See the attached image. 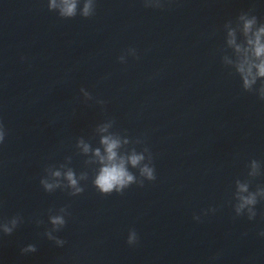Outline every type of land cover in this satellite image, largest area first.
Returning <instances> with one entry per match:
<instances>
[{"label":"clouds","instance_id":"9594fccd","mask_svg":"<svg viewBox=\"0 0 264 264\" xmlns=\"http://www.w3.org/2000/svg\"><path fill=\"white\" fill-rule=\"evenodd\" d=\"M82 5V6H81ZM144 6L147 8H162L160 0H144ZM96 0H48L47 8L50 12H55L61 19H73L77 15L88 19L96 14ZM236 24L242 32V43H236V28L229 27ZM228 31V44L234 47L236 59L234 61H222L226 68L235 72L240 78L241 88L244 92L255 95L260 101L264 102V21H260L256 15L251 14V10L242 11L236 17L235 21L229 20L225 23ZM137 57V50L133 47L126 49L119 57L118 61L121 64L126 63L127 57ZM25 58L22 56L21 60ZM259 82V84H258ZM258 84V86H257ZM80 93L83 94L84 100H93L91 93L81 87ZM96 103L103 105L105 101L96 100ZM114 121L110 119L108 124L100 127L101 131H106L111 127ZM7 131L2 122H0V144H3ZM84 151H89V145L84 144ZM127 143V141H125ZM101 144L104 146L106 156L101 155L100 149H95V155L99 158L100 167L92 179L93 187L103 196L111 195L112 193L123 194L131 185L136 184L140 187L144 186L145 181H155L156 169L153 163V154L149 147L143 146L141 151H137L133 147L131 154H118V149L121 148L119 134L113 136H104L101 139ZM136 145H143L141 139L135 140ZM130 164L133 169L138 171L140 179H137V174L130 171L127 165ZM49 167L45 168V174L49 171ZM247 174L244 179L237 178L234 181L235 190L232 193V199L235 201L232 204L236 217L245 216L249 221H252L257 216L256 206L260 202H264V184H257L254 190H251L253 181L264 175V164L257 159H251L246 165ZM54 176L59 177L61 173L56 171ZM86 175L82 174L80 179H86ZM67 184L60 182H50L46 175L40 179V185L47 193H52L57 189H66L70 196H77L83 193L84 187L80 186L78 179L73 170L69 169L66 173ZM208 212H215V208H210ZM55 213V214H54ZM207 212H205V215ZM71 213L67 206L59 209L48 210V221L51 224L50 229H46L44 235L48 240L53 241L56 246L62 247L65 244L63 239L58 238L54 233L62 230L67 223L66 217ZM194 220L199 221L200 216H194ZM23 222V217L17 213L10 218L0 220V234L11 236L14 231ZM43 221L37 219L36 224L39 226ZM264 236V231L260 232ZM139 242V236L134 228L129 229L126 243L129 246H135ZM21 254L35 253L37 248L34 244H28L20 249Z\"/></svg>","mask_w":264,"mask_h":264}]
</instances>
